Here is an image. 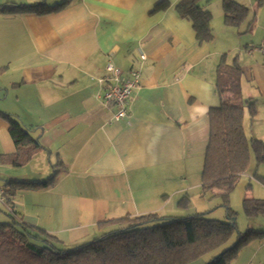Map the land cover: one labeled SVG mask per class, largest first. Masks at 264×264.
Here are the masks:
<instances>
[{
  "label": "crops",
  "instance_id": "1",
  "mask_svg": "<svg viewBox=\"0 0 264 264\" xmlns=\"http://www.w3.org/2000/svg\"><path fill=\"white\" fill-rule=\"evenodd\" d=\"M180 1L53 0L50 5L67 4L46 14L0 10V112L21 120L41 144L23 166L5 162L16 145L0 116L5 210L72 248L126 226L124 217L209 216L223 207L212 199L221 192L205 193L202 186L209 111L221 103L219 64L237 63L241 88L232 100L244 106L251 138L264 141V55L254 49L264 45V2L255 8V0H236L250 12L238 26H229L223 0H200L212 13L213 32L211 40L200 42L193 22L175 11ZM11 2L32 0L0 5ZM161 2L168 7L155 10ZM109 61L125 73L140 70L130 116L119 121L99 82ZM53 175L49 187L20 189L6 206L8 180L44 181ZM254 179L256 187L244 196L264 199V173ZM257 216L245 214L247 230L264 231V220L252 223ZM231 264H264V237L243 245Z\"/></svg>",
  "mask_w": 264,
  "mask_h": 264
},
{
  "label": "trees",
  "instance_id": "2",
  "mask_svg": "<svg viewBox=\"0 0 264 264\" xmlns=\"http://www.w3.org/2000/svg\"><path fill=\"white\" fill-rule=\"evenodd\" d=\"M200 0H181L175 7L181 18L193 22L200 42L213 38L212 13L200 5ZM264 0H255V8ZM67 2L55 5L45 3H7L0 10L17 14L34 12L46 14L63 8ZM161 2L155 10L166 9ZM225 23L238 26L250 12V8L236 0H223ZM217 91L221 103L209 111L210 137L202 172L205 193L221 192L222 206L227 219H212L206 214L188 217H165L148 213L137 217H124V227L103 232L94 240L76 247L67 248L61 240L44 228L26 223L16 212L0 209V264H187L226 244L235 234L237 241L206 264H231L238 257L243 245L254 238L264 237V231L239 232L236 212L229 206L230 192L235 188L239 176L246 171L251 161V150L258 165L264 160V142L247 140L243 127L244 106L233 102L232 96L241 88V69L237 63L222 60L218 66ZM252 116L256 114L254 103L248 105ZM10 124V134L16 152L3 160L13 166L27 164L41 147L21 120L9 113L0 112ZM55 171L54 173H56ZM55 179L13 181L8 180L6 206L20 189L41 190L49 187ZM210 195V196H213ZM244 211L249 217L264 213V199L244 198ZM2 218V219H1ZM107 222L99 223L104 225Z\"/></svg>",
  "mask_w": 264,
  "mask_h": 264
},
{
  "label": "rangeland",
  "instance_id": "3",
  "mask_svg": "<svg viewBox=\"0 0 264 264\" xmlns=\"http://www.w3.org/2000/svg\"><path fill=\"white\" fill-rule=\"evenodd\" d=\"M49 1H53V0H32V3L40 2V3H45L48 6V5H50ZM221 26H223V25L221 24ZM243 127H244V131H245V135L248 138L247 139L248 141L250 140V142H251L252 140L256 139L255 137L251 138L253 136V132L251 130L249 123H246L245 125L243 124ZM258 140H260V139H258ZM34 167L35 166L33 165V169H34ZM259 168H260V170H259ZM258 173H260V174H258ZM262 173H264V160L261 161V165H258V160L256 158V155L251 150L250 164H249L248 168L246 169L245 173L239 176V179L237 181L235 188L230 192V200H229V206L231 207V209L233 211L236 212L237 224L240 226L242 231L245 230L244 232L247 231V227H248L247 226L248 223H247V221H245V211H244L245 191H246V189H252V187H256L257 180H255L254 178L256 177V175H261ZM218 194H219V192H218ZM212 199H214V202L219 203V205H221V203H222L221 195H217V196L214 195V197ZM0 209L3 210L2 214H1V217L3 218L4 215L6 216L5 212H7V211H5V208L2 207L1 203H0ZM223 212H224V208L221 206H218L213 213L209 214V217L212 219L214 218V219H218V220L219 219L225 220V217L222 214ZM238 212H240L239 217H238ZM221 214H222V216H221ZM227 216L228 215L226 212V218H228ZM254 218H256V219H255V221L253 219L252 223L254 225L258 226L259 222H263V220H264V213L259 214V216L254 217ZM248 229H252V228H248ZM256 229L258 230L260 228L256 227ZM90 241H92V240H90ZM236 241H237V235L235 234L222 247H220V248H218L212 252H209V253H207V254H205V255H203V256H201V257H199V258L195 259L194 261H191L187 264H206L213 257L220 254L224 249L231 247ZM82 243H80V244H82ZM80 244H77V245H80ZM76 246H74V247H76Z\"/></svg>",
  "mask_w": 264,
  "mask_h": 264
},
{
  "label": "built area",
  "instance_id": "4",
  "mask_svg": "<svg viewBox=\"0 0 264 264\" xmlns=\"http://www.w3.org/2000/svg\"><path fill=\"white\" fill-rule=\"evenodd\" d=\"M254 49L260 50L264 55V45ZM253 49H250V52ZM146 55L142 56V59ZM104 91L102 98L107 104L115 107L113 119L116 121L129 118V108L132 94L140 82V70L132 68L128 72H123L113 62L109 61L104 68V75L99 78Z\"/></svg>",
  "mask_w": 264,
  "mask_h": 264
}]
</instances>
